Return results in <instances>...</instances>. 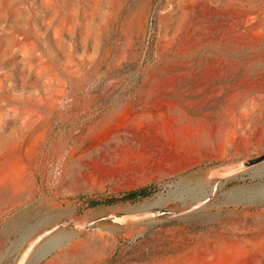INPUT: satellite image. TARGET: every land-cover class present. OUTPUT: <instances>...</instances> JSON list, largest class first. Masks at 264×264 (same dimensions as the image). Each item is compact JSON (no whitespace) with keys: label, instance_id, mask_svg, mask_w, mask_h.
<instances>
[{"label":"rangeland","instance_id":"obj_1","mask_svg":"<svg viewBox=\"0 0 264 264\" xmlns=\"http://www.w3.org/2000/svg\"><path fill=\"white\" fill-rule=\"evenodd\" d=\"M263 154L264 0H0V264H264Z\"/></svg>","mask_w":264,"mask_h":264},{"label":"trees","instance_id":"obj_2","mask_svg":"<svg viewBox=\"0 0 264 264\" xmlns=\"http://www.w3.org/2000/svg\"><path fill=\"white\" fill-rule=\"evenodd\" d=\"M156 184L142 185L136 188L126 190L121 193L110 194L98 198H89L86 200L88 207H96L102 205H113L118 203H134L152 196L157 191Z\"/></svg>","mask_w":264,"mask_h":264},{"label":"water","instance_id":"obj_3","mask_svg":"<svg viewBox=\"0 0 264 264\" xmlns=\"http://www.w3.org/2000/svg\"><path fill=\"white\" fill-rule=\"evenodd\" d=\"M262 159H264V154L261 155V156H259V157H257V158L250 159V160L246 161L245 163H246V164H251V163H253V162L260 161V160H262Z\"/></svg>","mask_w":264,"mask_h":264},{"label":"bare ground","instance_id":"obj_4","mask_svg":"<svg viewBox=\"0 0 264 264\" xmlns=\"http://www.w3.org/2000/svg\"><path fill=\"white\" fill-rule=\"evenodd\" d=\"M54 237V236H53ZM35 242V241H34ZM46 247V246H45Z\"/></svg>","mask_w":264,"mask_h":264}]
</instances>
